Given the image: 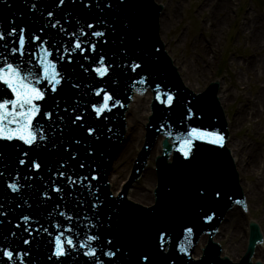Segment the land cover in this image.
Listing matches in <instances>:
<instances>
[{"label": "water", "instance_id": "obj_1", "mask_svg": "<svg viewBox=\"0 0 264 264\" xmlns=\"http://www.w3.org/2000/svg\"><path fill=\"white\" fill-rule=\"evenodd\" d=\"M155 1L157 2V0ZM33 2L37 3V8L35 10L31 9V4ZM95 3L96 0H93V6H95ZM81 4L82 0H75V2H73V0H66L63 6L57 8L55 0H0V24L3 25L4 29H8L11 26L10 22L15 21L16 26L23 25L26 26L30 32L36 31L51 19L47 17V11H53L55 19L61 20L62 25L69 31H74L78 26L82 24L85 25L88 22H99L102 19H107L110 24L113 22L118 23L120 19L127 16L133 21V29L129 32L126 42L135 47L136 53L142 55L147 61L148 71L150 73V79L147 85H149L154 92V84L156 83L163 85L166 89L175 91L180 103L185 105V107H191L195 116L192 120L185 121L184 124H181L179 121V110L171 114L165 112L156 98H154L151 104L152 114L149 116L146 125L147 145L150 144L153 136L158 134L160 124L166 122L169 115H171V119L174 123L171 129L166 128L164 130L165 132L168 130L173 131V137H170L171 143L167 138L162 140V153L156 158L158 187L155 193L156 202L150 207H142L126 200L124 196L125 192L116 200L105 199L108 197L104 196L103 183L105 182V176L103 175V169L106 163L109 164L111 161L112 156L110 154L114 143V140H110L105 134L107 133V126L109 124L112 128L117 126L119 107L113 109L112 113L108 114V121H102L98 125V128L102 132L101 140L97 144L96 154L91 158L85 154L83 146L72 145L71 150L79 153L77 160H72L67 152L60 149L52 152L50 155H45L41 170L35 172L30 170L28 165H20L18 163L20 158L19 153L21 151H28V146L24 145L22 142L16 141L14 142L17 145L16 147L4 148L3 151L5 155L0 159V173H2V175H0V204L3 205V210L7 212L8 215L6 217L0 216V221H2V223H0V244L11 246L16 250L30 252V257L25 258L28 264H54V262H50L47 259V256L50 254L48 243L50 237L47 233L38 237L34 236L33 243L25 245L23 239L27 238V233L23 231V222L20 221L21 228L19 229L15 228V223L20 220L21 216L30 215L34 217L40 225L47 227L50 232L55 234L57 230L52 226L54 221L61 223V225H66L64 218L58 215L59 210L55 209L56 204H60L61 209H67L74 214H79L81 217L84 215H93V210L90 208L92 197L89 193L79 187V185H77L76 189H69L64 178H56L52 175V172L56 171L58 167L57 161L62 158L67 166L66 171L69 174H72L73 171L80 175L87 173V167L85 169H80L78 167L81 161L92 163L99 170V182L93 181V184L100 188V192L98 193L100 199L105 201V206L99 209V212L103 213L101 216L103 219L104 216L110 214L111 209L120 210V218L112 230L120 243L128 244L133 247V249L151 248L152 251L155 252L156 228L163 222V226L168 229L167 237H170L169 242H166L165 253L170 254L171 257L175 259L176 264H251L249 258L253 253L255 244L261 241L259 228L253 222L249 224V243L246 253L240 262L232 263L227 258H219V247L211 241V235L208 245L203 250V255L197 260L191 259L195 237L201 233L202 229H207L208 232L214 231V228L220 222L231 202L241 197L232 160L225 147L227 131L223 115L226 117V113L225 107L219 98V93H221L223 87L219 84L218 100L222 107V114L215 97L216 88L214 86L210 85L203 92L196 94L181 84L175 72V68L171 66L170 61L159 45L157 32L154 29L158 5H156L153 0H126V5L123 8L116 7L111 11L103 7L104 0H100L99 8L97 7L95 10L92 9L90 11L84 10V6H81ZM93 6L91 8H93ZM166 11L167 8L163 7L159 16V33L161 39V18ZM77 18H79V20H77L79 21V25H77V21L75 22ZM45 34L53 35V30L46 29ZM137 35L141 37V40L138 41L136 39ZM61 38L63 37H57V39ZM112 39L115 40V37L113 36ZM162 41L165 43V49H167L166 42L164 39H162ZM97 47L98 50H100L99 44ZM167 53L169 54L168 50ZM170 57L177 67L178 73L183 81L174 58L172 56ZM74 59L79 60V56H74ZM69 71H71V69H69ZM76 71L81 72L78 68ZM132 79H137L134 74ZM132 79L125 78L123 80V85L117 88L116 93H114L122 103L125 102L127 96L122 90L125 89L126 84L131 82ZM79 82L82 83V87L94 83V81L88 80L87 76L81 77ZM192 90L194 91V89ZM84 91H88V89L84 88ZM109 91H111V89H109ZM149 96V91L143 97L134 96V101L130 106V112L126 120L128 123L125 139L119 145L112 163V171L109 174V182L112 190L116 189L113 180L117 168V160L128 145L131 136L130 119L137 106V98L140 97L142 100L147 101ZM61 97L63 100L69 101V106H73L74 101L78 98L71 93H61ZM87 102L88 98H85V103ZM49 103H51L50 100ZM63 107L64 104L62 103L61 108ZM60 115L65 116L67 120L69 114L62 111ZM189 125L200 129L215 130L223 137V141L220 145L197 141L196 143L199 150L196 152L195 160L191 164H185L176 159L178 154L174 146V136L177 133H185ZM72 128H74V126L69 125L63 134V139L66 144L73 138L80 139L84 136L83 131L78 129L72 131ZM228 130L230 135L226 145L229 147L231 139L229 121ZM56 136H61V133L57 131ZM160 139L161 136H158L156 139L157 146L155 144L152 148L149 159L153 157ZM85 142L91 143L92 141L87 140ZM230 151L234 158L232 149H230ZM170 153H172V162H167ZM143 155L144 153H142V156ZM152 159L148 162L149 166L146 170H143L140 179L129 187L128 196L130 199H132L134 190L144 183L151 168ZM142 162L143 158L141 157L139 164ZM234 162L238 172V162L235 158ZM16 173L20 174L21 179L19 183L24 185V187H22L19 192H12L7 187V184L15 178ZM238 174L241 178L240 182H242L241 173L238 172ZM29 176L32 177V179H24ZM52 181L64 187L65 195L63 200L60 199L59 194L51 193ZM204 185L208 187V196L205 200L201 201L197 199V193L198 188ZM242 189L245 195V190L244 188ZM213 190H220L222 195L216 197ZM44 191L50 192L51 199L42 198L41 193ZM70 191L71 195L68 194ZM80 201H83L82 205L79 203ZM246 203L248 204L247 201ZM201 206L207 210V213L212 216V219L208 220L205 218V214L200 211ZM234 209L235 206L231 210ZM49 213H51V216ZM225 218L226 220L221 223L220 227L222 224H227V215ZM35 226L36 224L34 223L33 227ZM73 226L77 227L78 230L83 233L84 229L78 226L75 221H73ZM220 227L218 233L214 236V240H216L220 234ZM187 228H191L192 231L187 232ZM13 231L17 233L15 237L10 234ZM92 234H96V230H93ZM262 245H264V235ZM221 246L224 254L223 244H221ZM180 247L185 248V252H180ZM257 248L258 246L255 248L252 261H254ZM197 249L199 250V248ZM198 253L199 251L196 252V255H198ZM228 256L231 258L230 255ZM101 259L105 261V264H108L107 257L101 256ZM61 261L62 264H90L89 257L83 256L82 254L76 256L75 252L70 253L67 258H61ZM0 264H4L3 258H0ZM114 264H120V262L115 261ZM255 264L262 263L256 262Z\"/></svg>", "mask_w": 264, "mask_h": 264}, {"label": "snow or ice", "instance_id": "obj_2", "mask_svg": "<svg viewBox=\"0 0 264 264\" xmlns=\"http://www.w3.org/2000/svg\"><path fill=\"white\" fill-rule=\"evenodd\" d=\"M65 2L66 0H55L56 7L60 8ZM82 5L90 8L93 0H82ZM125 5L126 0H104L103 7L111 11ZM95 6L100 7V0H96ZM36 8L37 3L33 2L31 9ZM46 15L51 18L48 23L31 32L26 26H16L15 21L10 22L8 29L0 24V159L5 155L4 148L16 147L14 142H22L29 150L19 153L18 163L28 165L35 172L41 170L45 155L60 149L67 152L72 160H77L79 153L71 150L72 145L83 146L89 158L94 156L102 135L98 125L109 120L108 114L113 109L123 107L122 101L114 94L117 88L123 85L125 78L132 79L133 74L137 78L135 83L138 84H148L150 79L147 61L136 53L135 47L126 42L133 29V21L129 17L125 16L118 23L111 24L107 19L88 22L74 31H69L62 25L61 20L54 18L53 11H47ZM46 29L53 30V35H46ZM58 36L63 38L57 39ZM113 36L115 40L112 39ZM136 39L139 41L141 37L137 35ZM74 56H79V60H75ZM77 68L81 70V76L87 74L89 78H98L97 83L100 86L89 84L82 87L80 78L76 76ZM84 88L88 91H84ZM154 89L155 98L165 112L171 114L179 110L181 124L194 118L193 109L182 105L175 91L166 89L159 83L154 84ZM61 93H71L78 98L73 106H69L62 99ZM92 97L99 99L92 102ZM85 98H88L87 103ZM62 111L69 114L67 120L60 115ZM173 123L169 115L168 120L160 124L158 131L171 129ZM69 125L74 126L72 131H83L84 136L80 139L73 138L66 144L63 134ZM57 131L61 136H56ZM112 131L109 124L107 132ZM165 135L173 137V131L168 130ZM87 140L92 142L86 143ZM197 141L220 145L223 137L215 130L189 125L185 133L174 136V146L178 154L176 159L191 164L199 150ZM57 165L56 171L52 172L54 177L64 178L69 189H76L79 185L91 195L90 208L93 215L81 217L67 209H61L60 204H56L55 209L59 210L58 215L64 218L66 225L54 221L52 226L57 230L55 234L40 225L34 217L23 215L15 223V228H21L20 221L23 222V231L27 233V238L23 239L25 245L33 243L34 236L47 233L50 237V254L47 259L54 264H62L61 258L69 257L72 252L76 256L82 254L89 257L90 264H105L101 256L108 258V264H114L115 261L120 264H176L175 259L165 253L168 229L163 226V222L156 228L155 252L151 248L133 249L118 241L112 230L120 218V210L111 209L109 215L101 218L103 213L99 209L105 206V201L98 195L100 188L93 184V181L100 180L99 170L94 164L79 162L80 169L87 167L88 170L82 175L75 171L69 174L62 158L57 161ZM20 179V174L16 173L7 187L12 192H19L24 187L19 183ZM24 179L30 180L32 177ZM51 193L59 194L60 199H64V187L55 181L51 182ZM213 193L216 197L222 195L220 190H213ZM68 194L71 195V191ZM41 196L51 199L49 191L42 192ZM207 196L208 187L200 186L197 199L203 201ZM79 203L82 205L83 201ZM200 211L205 214L206 219H212L203 206ZM7 215L0 204V216ZM73 221L84 229L83 233L73 226ZM93 230H96V234H92ZM186 231L191 232L192 229L187 228ZM10 234L13 237L17 235L15 231ZM179 251L183 253L185 248L180 247ZM30 255V252L0 244V258H3L4 264H28L25 258Z\"/></svg>", "mask_w": 264, "mask_h": 264}, {"label": "bare ground", "instance_id": "obj_3", "mask_svg": "<svg viewBox=\"0 0 264 264\" xmlns=\"http://www.w3.org/2000/svg\"><path fill=\"white\" fill-rule=\"evenodd\" d=\"M159 1L157 0L158 3ZM236 1L238 0H169L163 6L167 8V11L161 18L162 33L171 35L169 45H172L174 49L181 47L189 49L187 55L176 58L180 64L178 68L185 85L189 86L192 81L195 83L202 81L212 68L216 57L217 43L226 25L230 22ZM183 10H186L187 15L193 20H200L199 28L202 32H208L207 38L201 39L200 35L188 37L187 34H181L182 29L177 28L180 26L179 24L183 23ZM236 32L237 38H241L245 45L244 48L248 50L241 56L229 58L228 66L232 76H229L230 84L226 87H223L224 78L219 80V84L223 87L219 93V98L224 106L233 105L229 118L230 132L238 133L241 129L245 130V135L230 139L229 148L232 149L234 158L238 162V172L241 173V176L249 178V183L247 182L246 185L241 183V186L245 190L246 199L251 202V206H254L257 203V198L261 195L260 183L261 179L264 178V167L257 151V149H261L262 145L257 134H262L264 129V123H260V117L264 112V61L261 55V51H264V7L255 14L246 9L241 15V20L236 24ZM250 85L255 88L252 93L247 94L246 91ZM140 99V97L137 98V106L130 119L132 132L128 145L117 160L113 180L115 188L118 184L119 173H127L129 163L124 169L123 161L125 158L129 162L132 160L136 146L140 144L138 140L143 135V124L146 119L145 115L149 112L147 106L150 96L147 101L141 102ZM158 152L159 148L157 147L153 157ZM154 181V172L153 169H150L144 183L134 190L132 200L142 204H150L152 201L151 188L155 183ZM249 209L247 213L250 212ZM230 213L235 216V219L230 218L233 224L230 227L227 226L226 229H223L222 224L220 234L225 235V232L230 229L229 240L231 241L228 240V243L243 241L238 248L243 246L244 249L247 233L245 231L242 236V223L245 222L246 216L243 212L236 210V207L235 210L227 213V218ZM259 217L264 226V210L261 211ZM260 248L261 246H258L254 260H264V258L257 256Z\"/></svg>", "mask_w": 264, "mask_h": 264}, {"label": "rangeland", "instance_id": "obj_4", "mask_svg": "<svg viewBox=\"0 0 264 264\" xmlns=\"http://www.w3.org/2000/svg\"><path fill=\"white\" fill-rule=\"evenodd\" d=\"M169 0H160L159 3H161L163 6L165 4L168 3ZM191 5V3L189 4V6ZM264 7V0H238L235 2V9L231 15L230 18V22L228 25H226L225 30L223 31V33L221 34L220 40L217 43V50H216V57L214 58V62L212 65V68L208 71V73L203 77L202 81H196L195 82H191L189 85L190 89H194V92H198L203 90L210 81H219L222 78H224V85L223 87H226L230 84V80H229V76H232V73L229 69L228 66V61L230 57L233 56H241L246 50L245 49V45L242 42L241 38H237V32H236V24L237 22H239L241 20V15L243 14V12L246 9H249V11L253 12L254 14L258 11H260L262 8ZM182 19H183V23L179 24L180 26L177 29H182L181 30V34H187V36H194V35H200V38H207L208 37V32H205L202 30H200L199 28V23L200 20L196 19L193 20L192 18H190L187 15V11L183 10L182 12ZM171 35L167 34L165 35V33H162V39H164V41L166 42L167 45V50L169 51L170 56H172L175 60V63L177 66L180 67V64L177 62L178 60L176 58L182 56V55H187L188 52V48L186 47V49L184 47H181L180 49H174L172 45H169V40H170ZM261 55H262V59L264 61V51H261ZM187 79V78H184ZM190 80V79H189ZM186 81V80H185ZM189 83V81H188ZM261 85V84H260ZM230 88V86H229ZM254 86H251L247 88V94L252 93V91L254 90ZM141 102H143L144 100L140 99ZM140 102V101H139ZM225 113H226V117L229 121V118L231 117V113H232V109H233V105H225ZM134 113V112H133ZM132 118V117H131ZM147 118V116H146ZM260 123H264V112L262 113L261 117H260ZM138 132V131H137ZM241 135H245V130L241 129L240 132L236 133V132H232L231 133V138L232 137H236V136H241ZM257 136L260 137V141L262 142L261 145V149H257L258 151V155L261 161L262 166L264 167V129H263V133L262 134H257ZM140 142L143 143V135L141 138H139ZM139 143V142H138ZM141 143V145H142ZM141 145L136 146V151L134 153H137V151L139 150V148L141 147ZM133 156V157H134ZM129 163V165H128ZM131 164H132V160L129 162L127 158H125V160L123 161L122 166L124 167V169L126 168V165H128L127 167V173H119V178H118V184L116 185V189H120L121 186L127 181V177L129 175L130 169H131ZM151 170L153 169L154 172V158L152 159V165H151ZM150 173V170H149ZM152 178V177H151ZM242 184L246 185V183H249V178L247 176H242ZM154 180H155V175H154ZM154 187V186H153ZM151 188V195L153 197V193H152V189ZM260 190H261V195L259 196V198H257V203L254 206H251V202H248V206H249V213H245L246 219L245 222H243V226H242V236L244 235L245 231L246 233L248 232V221L249 220H255L258 224H260L263 235H264V226L263 223L259 220V216L261 211L264 210V178L261 179V183H260ZM235 210V209H234ZM236 210L241 211L240 208L236 207ZM242 212V211H241ZM232 215V213L229 214L228 216V220H227V224H223V229H226L227 226L230 227V225L233 224V222L230 221V218L235 219V216ZM232 227V226H231ZM230 229L229 231L225 232V235L223 233L219 234L218 237V241L220 242V244H223L224 247V254L226 255H230L231 258L233 260H238L241 255L244 252L243 246L242 248H238L239 245H241L243 243L242 242H234V243H228L229 240V236H230ZM225 236V237H224ZM241 236V237H242ZM231 241V240H229ZM247 241V239H246ZM247 243V242H246ZM245 243V245H246ZM238 248V249H237ZM259 258H264V245H261V248L258 252Z\"/></svg>", "mask_w": 264, "mask_h": 264}]
</instances>
